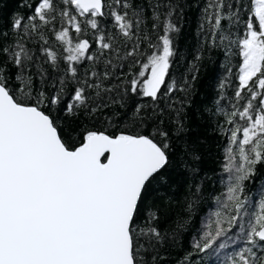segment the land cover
<instances>
[{"label":"snow or ice","instance_id":"6c2138e0","mask_svg":"<svg viewBox=\"0 0 264 264\" xmlns=\"http://www.w3.org/2000/svg\"><path fill=\"white\" fill-rule=\"evenodd\" d=\"M21 7L30 14H14L0 31V264H163L175 230L161 229L149 197L177 173L191 182L190 214L203 196L187 116L199 69L193 63L179 83L170 77L183 5ZM199 33L201 51L228 59L235 47L241 62L231 97L221 81L211 110L212 131L226 139V193L214 196L218 207L180 264L194 255L264 264V185L246 190L264 166V0H204ZM81 115L90 127L66 126Z\"/></svg>","mask_w":264,"mask_h":264},{"label":"trees","instance_id":"16d2710c","mask_svg":"<svg viewBox=\"0 0 264 264\" xmlns=\"http://www.w3.org/2000/svg\"><path fill=\"white\" fill-rule=\"evenodd\" d=\"M136 3H141V0H136ZM180 3L183 5L182 17L177 19L181 31L175 34L176 55L173 58L170 77L179 83L184 77L189 76V69L193 63L199 69L195 81L192 107L187 110V116L189 124L193 127L189 138L190 143L194 144L196 152L201 157L197 166L200 169L198 179H201L203 184V196L190 214L186 208V203L189 199L191 182L186 176L177 173L173 178L172 187L162 189L149 197L150 203L161 208V229L169 233L175 230L174 242L164 250L166 251V261L163 264H180L188 253L193 252V241L201 234L202 221L207 219L210 211L218 207L214 202V196L223 197L226 193L228 174L222 170L223 164L226 163L224 153L226 139L212 131L217 121L212 118L211 110L214 107L215 99H217L221 81H225L227 85L224 93L231 97L237 84L236 77L241 62L238 49L235 47H233L228 59H225L220 50L209 49L207 46H204L201 51L199 24L204 0H180ZM22 4H33L34 7L35 0H0V31L8 27L7 22L14 14L20 13L25 17L30 14V9L21 7ZM59 26L58 22L57 28ZM107 27L110 25H106ZM148 27L151 28L150 21ZM234 31L235 35L232 39H235L236 35L242 32V26ZM45 35L49 38L47 46L60 52L61 47L54 40L52 33L45 31ZM35 46L36 41L34 40L33 47ZM197 52H201L202 56L199 61L194 59ZM175 95L179 97L182 94L177 92ZM221 104L226 105L227 102L221 101ZM206 109L207 111H205ZM84 123H87L89 127L91 126V123L81 115L71 122L66 121V126L68 128L83 127ZM257 172L258 175L254 178L256 182L247 184V191H255L264 185V166H258ZM178 221L184 224V227L177 229ZM185 221H187L186 224ZM223 258L221 256V259ZM215 259V257L210 259L204 256L201 260L199 255H194L191 264H212V260Z\"/></svg>","mask_w":264,"mask_h":264}]
</instances>
